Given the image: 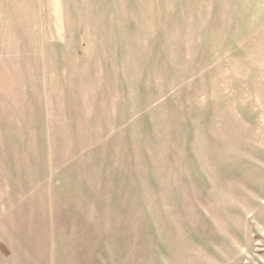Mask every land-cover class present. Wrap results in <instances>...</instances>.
Listing matches in <instances>:
<instances>
[{"label":"rangeland","instance_id":"rangeland-1","mask_svg":"<svg viewBox=\"0 0 264 264\" xmlns=\"http://www.w3.org/2000/svg\"><path fill=\"white\" fill-rule=\"evenodd\" d=\"M0 264H264V0H0Z\"/></svg>","mask_w":264,"mask_h":264}]
</instances>
